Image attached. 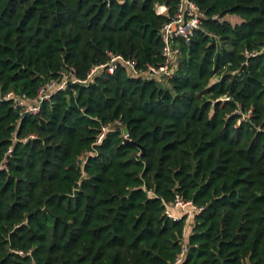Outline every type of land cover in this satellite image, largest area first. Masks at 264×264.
Segmentation results:
<instances>
[{"label":"trees","instance_id":"1","mask_svg":"<svg viewBox=\"0 0 264 264\" xmlns=\"http://www.w3.org/2000/svg\"><path fill=\"white\" fill-rule=\"evenodd\" d=\"M195 2L163 81L119 65L37 113L0 99V264H264V0ZM177 3L0 0V90L34 98L109 53L158 66ZM177 194L190 220L165 213Z\"/></svg>","mask_w":264,"mask_h":264},{"label":"built area","instance_id":"2","mask_svg":"<svg viewBox=\"0 0 264 264\" xmlns=\"http://www.w3.org/2000/svg\"><path fill=\"white\" fill-rule=\"evenodd\" d=\"M157 12L165 14L167 9L163 5H158ZM203 16L204 15L195 0H178L175 13L162 25L160 30V36L163 42L161 49L163 61L158 66L148 64L144 69L137 68L133 59H127L121 55L109 53L108 61L93 66L83 80L78 79L75 76L74 69L69 67L68 69L61 71L58 79H52L46 85L40 87L34 98H28L25 94H17L14 91L2 93L0 90V99L11 101L12 106L19 111L20 115L25 113H37L41 103L44 100H47L54 92L67 89L72 83H86L99 73L112 74L119 65L126 67L132 75H139L163 81L169 78L176 68L179 50L174 46L175 41L177 39H183L188 43L191 40L195 29L199 28ZM212 18L218 19L217 16H213ZM246 54L251 56L255 55V53ZM109 129V126H103L101 128V131L97 136V143L101 141L104 133ZM123 138L128 139L127 131ZM10 150L11 149L9 148L7 152H10ZM172 209L180 210L181 214H174ZM200 210V207H197L191 201L182 199L177 194L175 195L173 202L166 207L165 213L168 217L173 219H179L182 216H185L186 220H190ZM184 233L185 232H183V234ZM184 250L185 249H183L178 255L174 264H179L181 262Z\"/></svg>","mask_w":264,"mask_h":264},{"label":"crops","instance_id":"3","mask_svg":"<svg viewBox=\"0 0 264 264\" xmlns=\"http://www.w3.org/2000/svg\"><path fill=\"white\" fill-rule=\"evenodd\" d=\"M226 19L229 21L230 19L231 20H235V23H240L241 22V19L238 17V16H235V15H228L226 17ZM172 212L176 215H179L181 214V211L178 210V209H172Z\"/></svg>","mask_w":264,"mask_h":264},{"label":"water","instance_id":"4","mask_svg":"<svg viewBox=\"0 0 264 264\" xmlns=\"http://www.w3.org/2000/svg\"><path fill=\"white\" fill-rule=\"evenodd\" d=\"M125 132H126V129L124 128V129L122 130V134H121L122 137L124 136ZM124 141H125V142L134 143V144H138L136 141H133V140H130V139H124Z\"/></svg>","mask_w":264,"mask_h":264},{"label":"rangeland","instance_id":"5","mask_svg":"<svg viewBox=\"0 0 264 264\" xmlns=\"http://www.w3.org/2000/svg\"><path fill=\"white\" fill-rule=\"evenodd\" d=\"M229 21H230L232 24H236V23H235V20H231V19H230ZM212 80H213V79H212Z\"/></svg>","mask_w":264,"mask_h":264}]
</instances>
